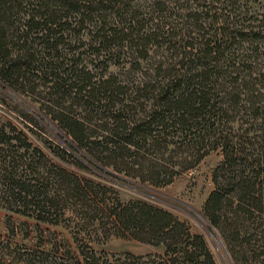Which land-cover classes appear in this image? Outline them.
Instances as JSON below:
<instances>
[{"label":"trees","instance_id":"trees-1","mask_svg":"<svg viewBox=\"0 0 264 264\" xmlns=\"http://www.w3.org/2000/svg\"><path fill=\"white\" fill-rule=\"evenodd\" d=\"M0 84L38 99L73 152L157 188L219 151L205 215L236 264H264V0H0ZM9 128H0L8 210L25 214L22 204L46 222L41 214L94 193L63 169L45 176L37 149L28 179L26 154L5 148L33 147ZM118 220L164 254L77 264H217L167 211L136 203Z\"/></svg>","mask_w":264,"mask_h":264},{"label":"rangeland","instance_id":"rangeland-1","mask_svg":"<svg viewBox=\"0 0 264 264\" xmlns=\"http://www.w3.org/2000/svg\"><path fill=\"white\" fill-rule=\"evenodd\" d=\"M38 101L0 84V128L13 126L33 147L29 153L19 148H5V152L18 150L26 154L24 168L28 179H32L30 163L35 157L32 151L37 149L45 156L40 161L43 173L55 167L63 169L91 184L94 193L87 187L81 198L61 205L57 212L41 214L46 222H40L39 214L22 204L16 209L25 214H15L8 210L6 201L0 202V253L5 256L1 264H31L30 255L40 257L41 253L47 254L46 264H77L86 255L114 261L126 255L164 254L163 247L140 241L144 237L141 231L134 227L126 230L118 220L123 210L136 203L167 211L184 223L192 235L202 236L217 264H236L225 235L210 223L204 212L214 189L213 171L222 162L219 151L197 168L182 173L173 184L157 188L117 175L112 169H103L86 159L82 151L73 152L71 139L42 111ZM63 151L73 154L88 170L77 168L73 159L66 162L60 158ZM36 156L38 162L39 154ZM34 264H39L38 259Z\"/></svg>","mask_w":264,"mask_h":264}]
</instances>
